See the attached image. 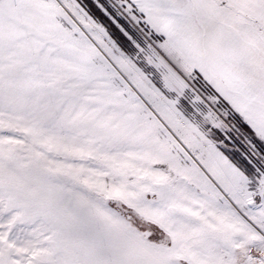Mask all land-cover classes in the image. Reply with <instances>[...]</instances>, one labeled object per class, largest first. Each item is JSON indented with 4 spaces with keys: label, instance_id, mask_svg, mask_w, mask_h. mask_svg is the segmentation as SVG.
<instances>
[{
    "label": "snow or ice",
    "instance_id": "6c2138e0",
    "mask_svg": "<svg viewBox=\"0 0 264 264\" xmlns=\"http://www.w3.org/2000/svg\"><path fill=\"white\" fill-rule=\"evenodd\" d=\"M92 4L0 0V264H264V0Z\"/></svg>",
    "mask_w": 264,
    "mask_h": 264
},
{
    "label": "trees",
    "instance_id": "16d2710c",
    "mask_svg": "<svg viewBox=\"0 0 264 264\" xmlns=\"http://www.w3.org/2000/svg\"><path fill=\"white\" fill-rule=\"evenodd\" d=\"M85 2L88 3L90 7H93L91 0H85ZM97 15L99 16L101 14L97 11Z\"/></svg>",
    "mask_w": 264,
    "mask_h": 264
},
{
    "label": "rangeland",
    "instance_id": "374dc122",
    "mask_svg": "<svg viewBox=\"0 0 264 264\" xmlns=\"http://www.w3.org/2000/svg\"><path fill=\"white\" fill-rule=\"evenodd\" d=\"M91 2H92V0H91ZM93 5V4H92Z\"/></svg>",
    "mask_w": 264,
    "mask_h": 264
}]
</instances>
